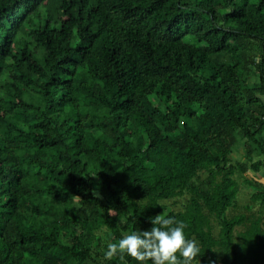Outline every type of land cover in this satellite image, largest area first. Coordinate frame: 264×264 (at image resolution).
<instances>
[{
	"label": "trees",
	"instance_id": "1",
	"mask_svg": "<svg viewBox=\"0 0 264 264\" xmlns=\"http://www.w3.org/2000/svg\"><path fill=\"white\" fill-rule=\"evenodd\" d=\"M261 175L264 0H0V264H137L158 214L264 264Z\"/></svg>",
	"mask_w": 264,
	"mask_h": 264
},
{
	"label": "clouds",
	"instance_id": "2",
	"mask_svg": "<svg viewBox=\"0 0 264 264\" xmlns=\"http://www.w3.org/2000/svg\"><path fill=\"white\" fill-rule=\"evenodd\" d=\"M150 230L132 231L118 242L109 243L104 257L111 260L119 255L133 258L137 264H192L200 255V247L195 240L187 238L183 221L172 217L155 215L150 218Z\"/></svg>",
	"mask_w": 264,
	"mask_h": 264
},
{
	"label": "rangeland",
	"instance_id": "3",
	"mask_svg": "<svg viewBox=\"0 0 264 264\" xmlns=\"http://www.w3.org/2000/svg\"><path fill=\"white\" fill-rule=\"evenodd\" d=\"M234 155V154H233ZM241 154L240 153H237V154H235L234 155V160H241ZM259 179L262 181V182H264V178L262 177V175L261 176H259ZM249 190V188H248V186H242L241 187V189H240V193H239V195L242 197L241 199H240V201H239V204H240V206H239V208H234V209H232L231 211H230V213L233 215V214H236V213H238V212H246V210L243 208V206L245 205V204H248L249 203V201H250V199H249V195H248V191ZM258 210V207L257 206H255L254 207V212H256ZM251 212V211H250Z\"/></svg>",
	"mask_w": 264,
	"mask_h": 264
}]
</instances>
